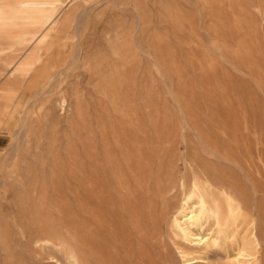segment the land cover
I'll use <instances>...</instances> for the list:
<instances>
[{"label":"rangeland","instance_id":"rangeland-1","mask_svg":"<svg viewBox=\"0 0 264 264\" xmlns=\"http://www.w3.org/2000/svg\"><path fill=\"white\" fill-rule=\"evenodd\" d=\"M24 1L0 0V76L6 88L5 92H0L4 96L0 98V104L3 103L0 105V159L4 158L5 161L3 171L0 170V208L9 209L19 200L18 197L23 199L24 196V205L19 207L25 211H22L25 215H30L36 187L41 188V192L45 187L49 201L57 202L59 194L54 190V183L59 180L55 177H60V198L63 202L65 199V204L62 202L60 206V218H65L61 219L64 233L60 246L64 250L63 253L60 250L58 256L64 264H67L66 248L77 245L78 226L75 224L79 223V199L76 184L72 183L75 182L73 178L80 153L94 141L96 130L118 126L124 120L127 127L130 125L129 128H144L143 140L149 145L147 148L155 150L156 156L165 159L162 162L166 169L173 164L177 166L174 170L176 174L184 172L186 163L183 157L191 160L192 154L198 152L201 157L205 156L202 158L204 163L209 158L205 163L207 166L213 165L222 171L225 169L223 172L228 179L236 176L242 191L251 193L250 196L255 194V203L264 210L263 20L261 24L258 21L260 25L257 24L256 29H247L245 34H229L225 31L215 32L216 18L200 19L194 32L190 19L180 20L171 13L178 0H97L88 7L80 0L78 6L88 8L87 19L79 31L82 59L68 69L65 80L38 103L31 104L28 113L22 117L21 109L18 108L17 112L14 106L21 97L26 79L18 72L13 73V69L17 60L15 56L26 51L24 43L27 33L32 31L26 21L17 15L26 9L30 11L29 6H24ZM180 1L186 3L189 0ZM64 4L68 8L71 3L67 0ZM184 7L189 8L187 5ZM260 11L257 14L262 15ZM116 32L125 34L130 59L120 68H123L119 71L120 75L106 78L108 36H114ZM220 35H224V38ZM68 42L67 49L61 44L58 51L67 52L66 56L71 57L77 45L73 39ZM243 45L247 46V51L242 49ZM258 48L261 52L257 51ZM256 59L260 61L259 65ZM14 94L17 95L16 100L12 101L9 97ZM63 95L68 96L67 109L59 106ZM86 143L89 145L86 146ZM202 143L207 148H201ZM233 144L240 147L235 151L239 153L237 160L241 167L227 160L221 162L228 166L213 161L217 160L214 152L219 149L226 156L231 151L225 147ZM168 147L172 148L168 150ZM163 155L166 157L163 158ZM7 157L11 160L8 161ZM159 158L156 157V165L161 162ZM191 162L196 166L195 162ZM27 188L28 191H24ZM72 225H75L73 229ZM64 237L68 239L66 242ZM262 246L264 253V236ZM53 252L42 250L37 255L34 251L25 253L18 248L8 249L0 245V264H43L46 260L42 259ZM173 262L181 264L178 258Z\"/></svg>","mask_w":264,"mask_h":264},{"label":"bare ground","instance_id":"bare-ground-1","mask_svg":"<svg viewBox=\"0 0 264 264\" xmlns=\"http://www.w3.org/2000/svg\"><path fill=\"white\" fill-rule=\"evenodd\" d=\"M65 1L67 0H25L24 6H29L30 11L26 9L17 14L18 18L25 20L33 31L27 33L24 43L26 51L15 56L17 60L13 69V73L18 72L26 79V83L22 85L21 97L14 106L15 111L18 108L21 109L22 117L28 113L30 106L32 107L31 104L38 103L43 96L50 93L52 88L63 81L68 69L76 66L82 59L83 47L79 31L87 19L88 8L86 7L97 0H81L86 7L78 6L80 0H68L71 3L68 8L64 6ZM258 2L189 0L183 3L178 0L170 11L177 19H190L191 29L194 32L198 29L197 23L200 19L205 21L208 18H216L218 22L214 26L215 32L245 34L247 29H252L259 24L258 21L260 24L261 20L264 21V0ZM184 5L189 8H185ZM259 9L262 10L260 11L262 15L257 14ZM215 32H213L214 36ZM234 33H232L233 36ZM240 33L239 35L242 34ZM70 39L75 41L77 49L71 57H67V52L60 53L58 47L62 44L67 49ZM108 39L105 76L114 78L120 75L119 71L123 69L120 68L130 59V50L125 44V34L116 32L114 36H108ZM221 41L223 42L222 39ZM209 47L208 45V49ZM242 49L247 51V46L243 45ZM28 50L29 52L26 53ZM237 50L238 48L235 49ZM257 51L261 52L259 48ZM262 52L264 54L263 50ZM198 61H200L199 58ZM258 62L260 61L257 60V65H259ZM5 91L6 88L2 85L0 76V92ZM65 95L60 97L61 109L66 108L68 96ZM16 96L14 94L9 99L14 101ZM2 97L4 96L0 94V98ZM74 97L78 99L77 96ZM121 117L122 122L123 117ZM124 121L118 126L112 125V127L96 130L94 141L80 153L76 175L73 178L75 182L72 183L76 184L75 190L79 199L77 202L79 208L76 207L80 212L79 223L75 224L78 226L77 245H69L66 248L68 250L65 258L67 264H173L175 258H178L181 264H264L262 246L264 210L255 203L256 195L252 197L251 193L242 191L236 176L230 175L231 178L227 176L230 179L226 178L223 172L224 166L223 171L217 169L218 167H212L213 165L207 166L206 162L209 158L205 164L202 159L205 156L201 157L198 152L192 154L191 160L183 157L186 166L185 171L180 174L174 171L176 165L172 164L166 169V165L162 162H165V159L159 158V155L157 156L161 162L159 161L160 164L156 165L155 150L148 149L149 145H146L143 140L144 128H135V126L129 128L130 125L128 124L127 127V121H125L126 124ZM87 145L89 144L86 143ZM164 145H166L165 141ZM200 145L201 148H207L205 143ZM221 148L224 149V147ZM225 149L231 151L229 156L222 155V150L218 149L214 152L217 160H212L218 165H226L221 160L223 162L227 160L239 166L237 160L239 153L235 151L240 149L239 145L233 144ZM191 161L195 162L196 166ZM4 162V158L0 159V170ZM55 178L59 179L54 183V190L59 194L57 202L49 201L48 190L45 187L42 188V192L41 188L36 187L30 215H25L22 212L24 210L21 211L19 207L24 205V196L23 199L20 198L21 196L18 197L19 200L9 209L0 208L1 247L3 245V248H18L25 253L34 251L37 255L42 250L54 251L49 253L46 259H42L46 260L43 264H64L58 256L62 250L60 249L64 233L62 220L65 218H60L62 211L60 206L63 202L60 198L62 180L60 177ZM23 185L22 188H24ZM24 191L27 192L28 188ZM74 226L70 227L73 229ZM66 240L68 239L65 238V242Z\"/></svg>","mask_w":264,"mask_h":264}]
</instances>
